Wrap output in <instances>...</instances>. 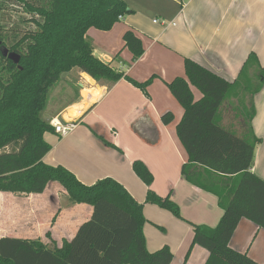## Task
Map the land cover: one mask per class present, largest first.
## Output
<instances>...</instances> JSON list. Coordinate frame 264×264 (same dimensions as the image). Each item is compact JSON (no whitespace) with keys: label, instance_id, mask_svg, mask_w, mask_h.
Masks as SVG:
<instances>
[{"label":"trees","instance_id":"obj_1","mask_svg":"<svg viewBox=\"0 0 264 264\" xmlns=\"http://www.w3.org/2000/svg\"><path fill=\"white\" fill-rule=\"evenodd\" d=\"M7 1L22 6L26 13L18 18L28 24V29L9 46L0 34L2 46L9 54L20 56L19 63H15L0 48V192L43 193L50 183L56 182L66 190L72 203L91 205L93 214L72 239H64L61 245H50L40 238L0 237V264H171L174 253L169 245L153 252L148 249L144 203L138 202L122 183L105 177L87 185L63 165L44 161L52 149L45 134L55 131L43 113L52 88L64 73L78 68L96 80L126 79L149 96L148 87L155 75L139 82L115 70L94 54L93 41L88 35L93 27L111 30L120 17L130 13L127 2ZM123 39L134 60L144 55V43L134 30H127ZM252 62H257L254 52L238 78L229 81L187 57L186 77L178 76L168 83L184 109L177 135L188 158L181 173L190 183L217 195L224 211L215 227L189 222L194 236L184 264L197 244L209 251L205 264H261L229 245L243 217L264 227V180L252 172L256 146L262 142L252 126L256 111L250 109L246 134L226 128L220 118L221 108L232 94L240 98L242 94L261 90L262 66L258 70L257 87L250 89L248 85L251 81L247 71ZM191 85L202 93L200 99H195ZM162 118L169 124L174 114L168 111ZM104 143L123 152L109 141ZM133 170L148 186L146 203L186 220L170 194L162 196L152 188L154 175L145 162L134 160ZM46 236L51 238V233Z\"/></svg>","mask_w":264,"mask_h":264},{"label":"crops","instance_id":"obj_2","mask_svg":"<svg viewBox=\"0 0 264 264\" xmlns=\"http://www.w3.org/2000/svg\"><path fill=\"white\" fill-rule=\"evenodd\" d=\"M125 1L130 13L111 30L93 27L88 35L93 41L94 54L115 70L123 71L139 82L156 75L148 88L149 96L126 79L117 82L96 80L74 68L72 71L79 70L74 88L65 82L66 89L58 93L60 100L55 99V92L46 120L51 121L54 117L76 120L78 126L67 137H60L55 132L45 134L52 149L44 161L63 165L87 185L105 177L122 183L138 202L144 203L147 225L153 223L170 229L171 238L166 240V236L156 229L148 234L146 225L148 249L155 251L163 243L167 244L174 253L171 264H184L185 253L194 236L193 227L158 205L145 202L148 186L134 172L133 162L137 159L145 162L154 175L152 188L162 196L170 194L180 206L184 219L213 227L220 223L224 211L218 196L190 183L181 173L188 155L177 135L179 121L166 124L162 118L175 107L168 83L178 76L186 77L187 57L234 81L250 53L254 52L257 62L250 67L256 72L250 74L249 79L257 86L259 67H264V0ZM129 29L135 31L145 47L144 55L136 60L123 39ZM191 88L195 96L198 89L193 85ZM200 94L195 96L196 100L202 97ZM242 97L247 98L245 108L253 107L256 111L252 126L262 142L256 146L252 172L264 180V84L255 94L249 96L246 93ZM236 98L235 105L232 101L226 103L228 99L223 104L227 115H232L231 126L226 127L246 134V121L238 111L239 97ZM236 113L240 116H233ZM183 114L184 110L181 117ZM104 140L123 152L106 145ZM58 186L61 189L55 199L60 202L59 215L54 224L37 216L38 206H45L47 200L55 197L54 193H47L48 187L43 193L0 192L3 200L0 204V237L40 238L50 245H61L64 239H72L80 225L91 218L93 207L72 203L66 190L60 184ZM19 207L27 209L25 235L17 234L14 227L19 224L15 215ZM48 232H51V238L46 236ZM229 245L264 264V227L255 221L243 217ZM208 258L209 251L197 244L186 264H205Z\"/></svg>","mask_w":264,"mask_h":264},{"label":"rangeland","instance_id":"obj_3","mask_svg":"<svg viewBox=\"0 0 264 264\" xmlns=\"http://www.w3.org/2000/svg\"><path fill=\"white\" fill-rule=\"evenodd\" d=\"M22 13H26L25 11H23V8H22V6L20 5V4H18L17 2H15V1H7V0H0V34L2 35V36H4L5 37V39H6V41H7V45L9 46L10 44H12L14 41L16 42L24 33H25V30H27L28 29V24L27 23H25V22H22V21H20L19 20V15H21ZM253 63V62H252ZM254 69V67H250L249 69H248V71H247V78H249L250 77V74L252 75L253 73H255L256 71H254L253 70ZM73 70V69H72ZM71 70V71H72ZM77 71H79V70H74V71H72V72H70V73H64L63 75H62V78H61V80L58 82V84L54 87V88H52V90H51V92H50V98H49V105L47 106V109H46V111H44V113H43V117L45 118V119H47L48 117H49V109L51 108V105H52V100H53V98H54V94H55V92H57V94L55 95V99H58V97H59V95H58V93H60V92H62L64 89H66V87L67 86H64V83L66 82L67 84H68V86H71L72 88H74V84L77 82V80H78V73H77ZM156 75H155V77L153 78V82H154V80L156 79ZM69 78V79H68ZM153 82L150 84V86L153 84ZM249 88L250 89H255L257 86H256V83L255 82H250L249 84ZM149 88V87H148ZM63 89V90H62ZM198 89V88H197ZM168 91H169V93L171 92L170 91V89H169V87H168ZM195 93H196V97L197 96H200L201 94V92H200V90L198 89V90H196L195 91ZM251 94L249 93V96H250ZM170 97H171V99H172V101H173V103H174V105L173 106H175L174 108H177L176 110L177 111H174L175 109L173 108V109H171L172 110V112L174 113V119H173V121L172 122H180V120H181V115H182V113H183V106L180 104V102H178L177 101V99L175 98V97H173V95H172V93L170 94ZM237 95L236 94H232L229 98H228V102H226V103H230L231 104V101H232V104L233 105H235V103H236V101L235 100H238L237 98ZM58 100H60V98L58 99ZM247 102V98L246 99H244V97H240L239 98V108H238V111H240L241 113L240 114H242L243 115V117H244V119H245V121L247 122V121H249L248 120V118H249V114H250V112H251V110L250 109H247V108H245V103ZM222 107H225V105L224 106H222ZM243 108V110H242V108ZM223 110H221L222 112L221 113H223V119H224V123L222 122V116L220 115V118H221V123H222V125L223 126H227V125H230L231 126V124L230 123H232V119H231V114H228L227 115V110H225V108H222ZM229 110V109H228ZM233 111H235L236 112V109L235 110H233ZM240 114L239 113H236V114H234L233 116H240ZM235 119V118H234ZM171 123V122H170ZM226 128H229V129H231V130H233V131H235V129H233V127H226ZM183 146V145H182ZM184 148V147H183ZM184 151H186L185 150V148H184ZM186 154H187V152H186ZM48 191H47V193H49V194H51V193H54V195H55V197H54V199H50V200H47L46 202L48 203L49 202V206L47 207V203L45 204V206H38V210H40V212L37 214V216H38V218L39 219H45L44 221H48V220H50V221H53V224H54V222L55 221H57V218H58V215H59V210H58V208H59V205H60V202L58 203V201H56V196H57V192H58V190L59 189H61L59 186H58V183H56V182H52V183H50V185H49V187H48ZM20 202H23L22 201V199H20ZM25 202V201H24ZM23 202V203H24ZM3 203V200H2V196L0 195V204H2ZM37 202L35 201V204H36ZM143 203V202H142ZM21 204V203H20ZM165 210V209H164ZM14 211V210H13ZM166 211H168V210H166ZM171 215H173L170 211H168ZM26 213H27V209H25V208H23V209H21V207H19V209L18 210H16L15 211V215L17 216V218H18V220H16V221H19L18 223V226L16 227V226H14L15 228H16V233L17 234H21V235H25L26 234V232H25V230L27 231V220H25L26 219ZM182 214V213H181ZM158 216V215H157ZM174 216V215H173ZM146 217V216H145ZM174 217H176V216H174ZM158 218V217H157ZM177 218V217H176ZM147 219V218H146ZM180 219V218H179ZM2 221H6V219H1ZM15 221V220H14ZM185 222H187V223H189V221H186L185 220ZM148 224V219H147V222H146V224H145V226ZM190 224V223H189ZM191 225V224H190ZM145 226H144V233H145ZM148 226V227H147ZM146 226V228H148V234H150V231H154V229H156L158 232H159V234H161V235H163L165 238H166V240H167V237H169V238H171V233H170V229H169V227H168V230H166V229H164V230H162L160 227L161 226H158V225H154L153 223H151V224H149V225H147ZM166 226V225H165ZM192 226V225H191ZM164 227V226H163ZM193 227V226H192ZM213 227V226H212ZM215 227V226H214ZM1 228H4V227H1ZM5 228H7V227H5ZM51 233V232H50ZM145 236H146V233H145ZM193 239V238H192ZM146 243H147V237H146ZM192 244V243H191ZM167 245V244H166ZM151 246V245H150ZM164 246V243H163V245L160 247V248H162ZM191 246V245H190ZM147 247H148V244H147ZM159 248V249H160ZM189 249H190V247L187 249V251H186V253H185V258H186V255H187V253H188V251H189ZM158 250V249H157ZM192 250H193V248L191 249V252H190V254H189V257H188V259H187V261L189 260V258H190V255H191V253H192ZM156 251V250H155ZM153 252V251H152ZM185 258H184V261H185ZM187 263V262H186Z\"/></svg>","mask_w":264,"mask_h":264},{"label":"built area","instance_id":"obj_4","mask_svg":"<svg viewBox=\"0 0 264 264\" xmlns=\"http://www.w3.org/2000/svg\"><path fill=\"white\" fill-rule=\"evenodd\" d=\"M122 19V17H120ZM157 21V20H156ZM54 128L55 133L60 137H67L70 135L78 126V121L76 120H63L60 117H54L50 121Z\"/></svg>","mask_w":264,"mask_h":264},{"label":"water","instance_id":"obj_5","mask_svg":"<svg viewBox=\"0 0 264 264\" xmlns=\"http://www.w3.org/2000/svg\"><path fill=\"white\" fill-rule=\"evenodd\" d=\"M0 48H1V50H2V52H3L4 55H9L10 58H12V59L15 61V63H19V61H20V56H18V55L15 54V53H10V54H9L8 49H6L4 46H2V41H1V40H0Z\"/></svg>","mask_w":264,"mask_h":264}]
</instances>
